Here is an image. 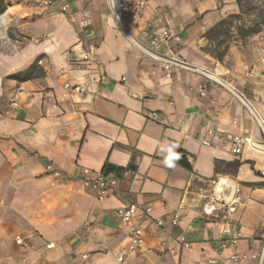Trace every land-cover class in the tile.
<instances>
[{"label": "crops", "instance_id": "crops-1", "mask_svg": "<svg viewBox=\"0 0 264 264\" xmlns=\"http://www.w3.org/2000/svg\"><path fill=\"white\" fill-rule=\"evenodd\" d=\"M4 1L0 264H205L221 238L230 240L218 253L223 264L235 252L254 264L264 232V25L241 34L255 21L240 20L239 0H147L123 26L109 0ZM166 27L179 36L169 43L176 55L206 73L167 70L136 44L150 47ZM31 65L32 77L10 76ZM235 134L258 143L234 153ZM165 141L181 145L191 170L164 166ZM47 161L60 177L46 174ZM82 166L119 176L118 187L97 198ZM221 179L235 194L206 214ZM130 202L144 246L119 261L128 229L116 210ZM29 234L27 246L15 241Z\"/></svg>", "mask_w": 264, "mask_h": 264}, {"label": "built area", "instance_id": "built-area-1", "mask_svg": "<svg viewBox=\"0 0 264 264\" xmlns=\"http://www.w3.org/2000/svg\"><path fill=\"white\" fill-rule=\"evenodd\" d=\"M54 0H41L43 4H51ZM147 0H109L111 8L115 14V17L119 24L123 26L125 19L135 18L140 10L145 6ZM63 7L68 8L69 4L67 2H63ZM91 24V15L88 11H83L79 18V27L82 29L89 28ZM179 41V36L170 28L166 27L154 34L151 37V46H145L141 42L135 41L136 44L140 47V49L147 55L152 58L162 62L165 68L168 70L171 67H179L192 71H205L188 64L185 60L178 57L176 53L172 50L170 46L171 41ZM167 47L166 52L161 51V47ZM264 51V47L263 50ZM262 59L264 60V54H262ZM102 79L105 78L104 75L101 76ZM124 79V77H122ZM75 89L81 91L80 86H75ZM153 119L157 120V114H152ZM257 118V117H256ZM258 119V118H257ZM259 126L264 135V122L258 120ZM208 134L214 133V129L208 128ZM205 143H208V140H204ZM232 142V151L234 153L241 152L243 146L247 143L257 144L256 140L249 135H240L235 134L231 137ZM264 145V143H262ZM45 172L48 176L52 177H60L61 172L54 168L53 164L50 161L45 162ZM80 172L82 175V182L85 188L91 190L97 198H102L105 196L110 190H115L118 187L119 176L114 175L112 173H106L103 171H94L88 167L82 166L80 168ZM126 173L132 172L130 168H127ZM264 175V170L261 171ZM220 202V199H216L213 197L212 202L206 203L203 206V210L206 214H212L216 209V205ZM217 203V204H216ZM136 210L137 204L134 202L127 203L125 205L119 206L116 210L117 217L122 222L124 226L127 227V239L128 244L124 250H121L117 254V259L122 261L127 253L135 252L141 249L144 246V229L142 224L136 218ZM149 210V208H146ZM178 214H174L171 218V223H177ZM157 226H161L163 224V220L161 218L156 219ZM226 229L222 230L224 234ZM33 234H29L27 237H23L22 235H17L15 237V241L23 246L28 245L27 239L32 238ZM180 240L183 242L185 246L189 245V242L181 236ZM237 241L236 237L231 238V242L235 243ZM58 241L55 240H47L46 247L53 248L56 246ZM230 240L221 238L214 246H212V250L214 255L209 256L206 260L205 264H223L222 259L218 256V253L226 248ZM83 258L86 257L84 254ZM247 255L245 253L235 252L229 256L230 264H246ZM255 263L254 264H264V232L260 237V245L254 254ZM77 264V263H73Z\"/></svg>", "mask_w": 264, "mask_h": 264}, {"label": "rangeland", "instance_id": "rangeland-1", "mask_svg": "<svg viewBox=\"0 0 264 264\" xmlns=\"http://www.w3.org/2000/svg\"><path fill=\"white\" fill-rule=\"evenodd\" d=\"M239 5L242 12V18L240 20L246 24L264 18V0H239ZM238 200L240 199H237L236 205H240ZM219 203L218 206L221 209L226 208V205L222 203L221 199Z\"/></svg>", "mask_w": 264, "mask_h": 264}, {"label": "trees", "instance_id": "trees-1", "mask_svg": "<svg viewBox=\"0 0 264 264\" xmlns=\"http://www.w3.org/2000/svg\"><path fill=\"white\" fill-rule=\"evenodd\" d=\"M6 8V3L4 0H0V13H2ZM260 25H264V18L262 20H256L252 25L248 26L247 28L243 29L241 31V34H247L250 32H254L257 31L260 27ZM35 67L34 65L29 66V68H27L26 70L22 71V72H17L14 74H11V77H15V78H30L33 75L36 74V71L34 70ZM180 153V151H178ZM181 154V153H180ZM181 159L178 161L179 164H181L183 167L187 168L188 170H191V164L190 162L187 160V158L181 154Z\"/></svg>", "mask_w": 264, "mask_h": 264}, {"label": "clouds", "instance_id": "clouds-1", "mask_svg": "<svg viewBox=\"0 0 264 264\" xmlns=\"http://www.w3.org/2000/svg\"><path fill=\"white\" fill-rule=\"evenodd\" d=\"M181 145L178 143H171L165 141L159 145V152L163 155V164L167 168H175L177 162L182 158L181 154L177 151Z\"/></svg>", "mask_w": 264, "mask_h": 264}, {"label": "water", "instance_id": "water-1", "mask_svg": "<svg viewBox=\"0 0 264 264\" xmlns=\"http://www.w3.org/2000/svg\"><path fill=\"white\" fill-rule=\"evenodd\" d=\"M222 193H223L224 198L221 199V201L222 203L227 204L229 200L234 196L235 188L233 185H230L227 190V187L224 186Z\"/></svg>", "mask_w": 264, "mask_h": 264}, {"label": "bare ground", "instance_id": "bare-ground-1", "mask_svg": "<svg viewBox=\"0 0 264 264\" xmlns=\"http://www.w3.org/2000/svg\"><path fill=\"white\" fill-rule=\"evenodd\" d=\"M224 183L225 180L221 179L220 181H218L215 185V189H214V195H215V198L216 199H223L224 196H223V193H222V190L224 188Z\"/></svg>", "mask_w": 264, "mask_h": 264}]
</instances>
